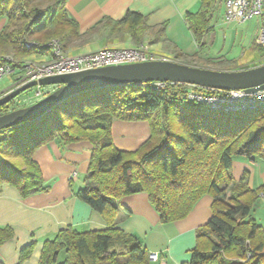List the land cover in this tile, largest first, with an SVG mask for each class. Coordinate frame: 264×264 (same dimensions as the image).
Returning <instances> with one entry per match:
<instances>
[{"label":"trees","instance_id":"trees-1","mask_svg":"<svg viewBox=\"0 0 264 264\" xmlns=\"http://www.w3.org/2000/svg\"><path fill=\"white\" fill-rule=\"evenodd\" d=\"M65 2L0 0V17L6 19L0 31V64L18 69L22 58L50 52L51 39L67 50L101 26L114 35L129 34L135 43L150 31L155 42L166 26L149 28L146 16L127 11L120 20L104 17L83 35L67 16ZM223 2L199 0L196 12L185 13L198 49L204 47L209 24ZM31 39L35 44L27 46ZM7 53L13 54L11 61L5 59ZM188 88L177 82H165L159 89L151 82L96 87L0 131V192L7 183L22 197L47 189L33 158L38 147L52 140L92 144L83 185L75 195L102 216L106 227L59 229L43 242L39 264H149L146 249L116 226L120 199L138 192L148 195L161 223L185 217L202 195L212 197V215L197 230L187 264H264V228L251 215L264 185L250 188L245 174L239 180L231 174L234 155L264 162V105L220 113L188 100ZM8 106L1 105L0 114ZM114 120H146L150 135L134 150L119 149L111 136ZM13 235L12 227H0V246ZM33 248L30 242L20 249L18 264Z\"/></svg>","mask_w":264,"mask_h":264},{"label":"crops","instance_id":"crops-1","mask_svg":"<svg viewBox=\"0 0 264 264\" xmlns=\"http://www.w3.org/2000/svg\"><path fill=\"white\" fill-rule=\"evenodd\" d=\"M199 4V0H66L64 7L67 16L78 23L79 32L83 35L104 17L120 20L127 11L138 12L146 16V25L149 28L166 25L163 34L155 42L152 41L153 33H146L145 37H150L152 51L161 52L166 55V59L182 63L216 69H236L233 63L237 58L223 63V66H213L210 61H215L214 58L217 57L203 52V48L198 49L184 16L186 12H196ZM222 20L224 21L223 12ZM5 22V17H0V31ZM96 30L107 34L108 29L101 26ZM125 35L130 37L129 34ZM88 37V34L82 36L70 48V52L96 51L110 48L106 46L112 45L113 41H116L117 45L120 43L118 38L90 41ZM34 55L41 57V61L50 58V52L29 56ZM220 60L221 57L217 59ZM256 61L258 65L264 63L263 57L256 58ZM9 86L8 78L7 84L0 87V93ZM149 135L150 126L146 120L112 122L111 136L119 149L134 150L143 144ZM91 149L92 144L86 140L66 144L59 140L47 142L33 154L39 165L44 186L47 187L45 191L22 197L16 188L7 183L2 185L0 227L10 226L14 231L13 237L0 246V261L3 264H18L20 249L30 242H34V248L21 264H39L43 242L52 239L61 228L71 226L78 231H87L106 227L102 216L75 195L83 185L82 177L88 167ZM237 169L236 172L241 173L239 168ZM255 175L248 179L250 188H255ZM257 180L260 185H264L262 167ZM260 196H264V192ZM212 200L209 194H204L185 217L161 223L158 212L145 192L125 195L119 202L116 226L133 235L148 253L158 254V259L149 261V264H187L191 259V250L196 245L197 230L204 226L212 215Z\"/></svg>","mask_w":264,"mask_h":264},{"label":"water","instance_id":"water-1","mask_svg":"<svg viewBox=\"0 0 264 264\" xmlns=\"http://www.w3.org/2000/svg\"><path fill=\"white\" fill-rule=\"evenodd\" d=\"M152 81L177 82L216 90L242 89L250 93L264 88V63L229 70L194 66L164 58L45 76L38 80H30L0 95L1 106L34 86L57 85L39 100L0 114V131L36 118L59 102L84 90Z\"/></svg>","mask_w":264,"mask_h":264},{"label":"built area","instance_id":"built-area-1","mask_svg":"<svg viewBox=\"0 0 264 264\" xmlns=\"http://www.w3.org/2000/svg\"><path fill=\"white\" fill-rule=\"evenodd\" d=\"M223 10V18L227 23H243L254 17L258 18L259 27L254 42L258 47L264 48V0H224ZM34 44L33 41L26 42L27 46H33ZM47 45L50 47V58L42 64H36L33 61L24 63L25 72L21 80L19 79V85L45 76L77 72L105 65L164 59L160 58L147 44L143 43L135 47L103 48L87 53H67L57 39H51ZM5 59L7 61L12 60L8 56ZM12 71L7 62L1 63L0 79ZM151 85L153 88L159 89L164 87L165 81H152ZM36 87V96H38L36 99L23 98H26V100L31 99L27 105L39 100L56 88L57 85ZM187 98L198 103H206L213 110L220 113L243 111L256 109L264 105V88L246 93L242 89L216 90L189 85ZM13 100L12 102H16L18 99ZM148 259L156 261L158 254L151 252L148 254Z\"/></svg>","mask_w":264,"mask_h":264},{"label":"rangeland","instance_id":"rangeland-1","mask_svg":"<svg viewBox=\"0 0 264 264\" xmlns=\"http://www.w3.org/2000/svg\"><path fill=\"white\" fill-rule=\"evenodd\" d=\"M222 12H224V10H223V6L221 5L220 9L216 10L213 15V18L209 24V31L207 32L205 39H204L205 45L203 49L201 50H203V52H207L211 56L217 57V58H214L216 59L215 61H210L213 66H219V65L223 66V63L224 64L229 63L230 62L229 60H231L232 58H235V59L237 58L235 63H233V66L236 67V69H244V68L257 66L258 61H256V58L258 57L260 58L264 56V48H259V47L257 48L254 42L255 37L258 33V27H259L258 18L254 17L243 23H227L225 22V20L224 21L222 20ZM120 36L122 35L111 34L109 30H107V34L98 32V30H94L91 34H89L88 40L92 41V39L99 40L101 38H106L107 41H109L111 39L113 40L114 38H118L120 42L118 44L119 46L135 47L143 43V44H147L148 47L150 48V44H151L150 37L146 38L144 36L141 42L135 43L132 41L131 37L129 36H126V35L122 37ZM53 39H56V38H53ZM30 41L35 42L36 40L31 39ZM115 42L116 41H113L112 45H107L106 47L121 48V47H118V45ZM64 51L69 53L70 49H67ZM89 52H93V51H89ZM82 53H87V52H82ZM157 54L159 55L160 58H165V59L167 58L166 55L161 52L159 53L157 52ZM5 56L14 57L12 53H7L5 54ZM220 57H221V60L217 61V59H220ZM40 58L41 57H39L38 55H34L33 57H30V56L27 58L24 57L22 58L23 60L19 62L21 65H23L24 63H27L29 61H33L36 64H42L47 61V60L41 61L39 60ZM11 69L13 70L12 72H10L8 75L0 79V87L5 86L7 84L8 78L10 81V86L7 89H5L3 92H6L12 88L17 87L20 83L19 79L21 80V77L25 72L24 66L19 67L18 69H13V68ZM3 92H1L0 95ZM36 92H37L36 86L23 91L22 93H20L14 98V100L18 99L16 102L11 101L8 103L9 106L7 110L9 111V109L18 108V107L24 106L25 104L27 105V103H29L31 99L26 100V98L25 99L23 98L31 97V98L36 99V97H38L36 96ZM237 161H240V162H237ZM260 167L264 169V162L258 158H252V157L249 158L244 155H234L232 157L231 174L235 180H239L241 176L244 174L246 175L248 179L253 174L254 175L256 174L255 175L256 177L255 188H257L261 186L259 181L257 180ZM237 168H239L241 173H237L238 172ZM83 178L84 176L82 177V181H83ZM228 194H229V191H227V195ZM251 215L255 219H257L256 220L257 222H260L264 226V196L261 197L259 195V197H257V199L254 201L252 205ZM62 258H63V253H60L58 257V261H61Z\"/></svg>","mask_w":264,"mask_h":264}]
</instances>
